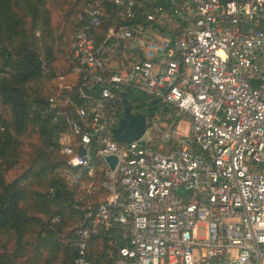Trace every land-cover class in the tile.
Segmentation results:
<instances>
[{
	"label": "built area",
	"instance_id": "2783aa9c",
	"mask_svg": "<svg viewBox=\"0 0 264 264\" xmlns=\"http://www.w3.org/2000/svg\"><path fill=\"white\" fill-rule=\"evenodd\" d=\"M109 1L81 0L43 111L81 212L70 264L264 262V0Z\"/></svg>",
	"mask_w": 264,
	"mask_h": 264
},
{
	"label": "trees",
	"instance_id": "16d2710c",
	"mask_svg": "<svg viewBox=\"0 0 264 264\" xmlns=\"http://www.w3.org/2000/svg\"><path fill=\"white\" fill-rule=\"evenodd\" d=\"M78 2L0 0V264H70L76 255L81 212L55 173L61 160L53 152L55 125L43 112L49 86L41 92V81L67 68ZM100 8L104 16L114 12L109 0Z\"/></svg>",
	"mask_w": 264,
	"mask_h": 264
},
{
	"label": "water",
	"instance_id": "95a60500",
	"mask_svg": "<svg viewBox=\"0 0 264 264\" xmlns=\"http://www.w3.org/2000/svg\"><path fill=\"white\" fill-rule=\"evenodd\" d=\"M120 45L119 43L118 47ZM44 103L46 104V101ZM121 103L123 105L122 117L118 120L117 126L112 129V137L123 142L136 140L144 130V116L137 111L131 112V105L124 97L121 98ZM104 159L109 162V166L112 168L115 161L114 157L106 156ZM59 192L60 190L58 188L54 189V196L59 195Z\"/></svg>",
	"mask_w": 264,
	"mask_h": 264
},
{
	"label": "rangeland",
	"instance_id": "374dc122",
	"mask_svg": "<svg viewBox=\"0 0 264 264\" xmlns=\"http://www.w3.org/2000/svg\"><path fill=\"white\" fill-rule=\"evenodd\" d=\"M79 2V5L81 4V0H78ZM62 18H63V15L62 14H60V13H57V14H54L53 15V24H54V26L56 27V29H57V31H58V28H59V26H61V23H62ZM72 19V16H68V19ZM68 21V20H67ZM67 24H68V22H67ZM60 29V28H59ZM59 63V62H58ZM58 63H56V62H53V66H55V67H58ZM47 70V69H46ZM61 82V80H59V78H58V74L57 75H54V76H52L51 78H49V80L47 81V82H45V81H41V84H42V91L41 92H44V89L45 88H47L48 86L49 87H51V86H56V85H58L59 83ZM49 87H48V89H49ZM48 92V91H47ZM46 92V93H47ZM45 93V92H44ZM46 95V94H45ZM186 126H188V122L187 121H185V120H181V123L178 125V130H179V132H180V135H181V133H182V131H183V129L186 127ZM143 139V141H147L148 140V138L147 137H143L142 138ZM155 139H156V136L155 137H153L152 138V140H150V144L151 145H155ZM17 172H19V169H17V170H15V171H12V172H10L9 173V176L11 175V176H13L15 173H17ZM55 173H56V175L57 176H59L60 177V173H59V171H57V169L55 170ZM61 178V177H60ZM76 197V196H75ZM260 264H264V262H261Z\"/></svg>",
	"mask_w": 264,
	"mask_h": 264
}]
</instances>
